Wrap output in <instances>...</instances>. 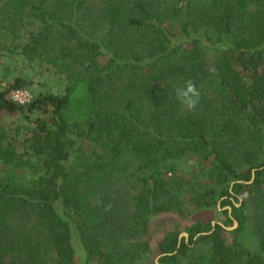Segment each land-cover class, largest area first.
Listing matches in <instances>:
<instances>
[{"label": "trees", "instance_id": "1", "mask_svg": "<svg viewBox=\"0 0 264 264\" xmlns=\"http://www.w3.org/2000/svg\"><path fill=\"white\" fill-rule=\"evenodd\" d=\"M8 57L64 87H0V264H264V0H0ZM214 206L152 250L154 216Z\"/></svg>", "mask_w": 264, "mask_h": 264}, {"label": "rangeland", "instance_id": "2", "mask_svg": "<svg viewBox=\"0 0 264 264\" xmlns=\"http://www.w3.org/2000/svg\"><path fill=\"white\" fill-rule=\"evenodd\" d=\"M34 66H38L37 64H32L26 62L23 58H4L1 59L0 62V87H4L9 79H12L16 76H23L32 79L37 84L31 90H25L30 93L33 97L34 90L39 92L42 89V84L49 83L50 90L56 91V89H61L64 87L63 80H61L58 76L53 75L52 73L46 72L42 68H35ZM45 88V87H44ZM33 91V92H32ZM3 122L8 127H17L19 125H24L25 121L19 116L14 115H6L4 114ZM261 193H264V187L260 190ZM247 196L248 193H245ZM253 198V199H252ZM263 203V199L259 196H253L249 199V207L251 214H254L256 210L258 211ZM225 221V215L218 209L216 206L211 207L206 210H196L192 215L187 218H180L175 214H158L154 216L149 224V230L147 235V240L150 243L152 250L156 248L157 244L163 239V237L173 230L184 231L187 227L192 225L193 223H217ZM252 228L247 230V240L246 244L250 249L254 248L259 242V236L255 235ZM81 247L76 245V260L74 264H84L85 257L81 253ZM154 252V253H153ZM155 251H152L150 254H147L142 261V264H154L156 261Z\"/></svg>", "mask_w": 264, "mask_h": 264}, {"label": "clouds", "instance_id": "3", "mask_svg": "<svg viewBox=\"0 0 264 264\" xmlns=\"http://www.w3.org/2000/svg\"><path fill=\"white\" fill-rule=\"evenodd\" d=\"M174 95L187 111H195L200 101V91L192 80L185 81L183 86L175 87Z\"/></svg>", "mask_w": 264, "mask_h": 264}, {"label": "built area", "instance_id": "4", "mask_svg": "<svg viewBox=\"0 0 264 264\" xmlns=\"http://www.w3.org/2000/svg\"><path fill=\"white\" fill-rule=\"evenodd\" d=\"M32 98L33 97L30 95V93L25 90H17L12 94V99L21 105L29 103Z\"/></svg>", "mask_w": 264, "mask_h": 264}]
</instances>
